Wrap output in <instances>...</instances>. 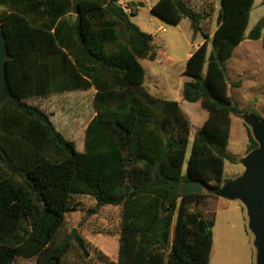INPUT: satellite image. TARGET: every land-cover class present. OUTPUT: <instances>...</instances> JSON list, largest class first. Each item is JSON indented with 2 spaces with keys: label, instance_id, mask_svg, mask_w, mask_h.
I'll return each mask as SVG.
<instances>
[{
  "label": "trees",
  "instance_id": "trees-1",
  "mask_svg": "<svg viewBox=\"0 0 264 264\" xmlns=\"http://www.w3.org/2000/svg\"><path fill=\"white\" fill-rule=\"evenodd\" d=\"M254 3L220 0L212 37L202 28L205 14L187 0H159L151 8L166 25L189 19L194 35L205 38L186 63L183 97L201 102L209 118L184 172L191 124L177 101L145 87L141 60L155 61L157 52L154 36L132 20L135 4H126V13L120 0H0L9 45L0 106V264L91 261L85 239L66 232L81 197L122 210L118 261L101 253L103 264L211 263L216 221L199 209L210 195L182 194L181 187L220 188L226 162L238 164L228 150L231 116L245 111L229 96L227 62L245 40ZM249 38L264 43V17ZM92 88L97 113L81 152L30 101ZM246 128L249 152L258 144Z\"/></svg>",
  "mask_w": 264,
  "mask_h": 264
},
{
  "label": "rangeland",
  "instance_id": "rangeland-1",
  "mask_svg": "<svg viewBox=\"0 0 264 264\" xmlns=\"http://www.w3.org/2000/svg\"><path fill=\"white\" fill-rule=\"evenodd\" d=\"M128 1L127 3L135 4L138 9L137 15L132 17L133 22L146 31L153 33L154 50L159 55L157 62L142 60V64L147 71V80L153 75H159L161 85H165L169 93L170 88L177 83L186 68L187 54L195 41L194 37L193 39L189 37L191 40L189 42L186 38L187 35H190V20L184 19L180 27L165 25V30L158 32V26L162 23L158 21L159 18L151 13V6L158 0ZM187 2L197 12L205 14L206 19L202 22V28L205 32L211 34L218 23L220 0H187ZM154 17L157 19H154ZM263 17V0H255L248 31H251ZM197 38L198 40L205 39L202 34H199ZM170 39L176 40L175 43L171 42ZM162 40L166 41L165 46L162 45ZM209 48L211 52L212 42H210ZM168 54L174 59L170 60ZM236 60L234 58L228 63L229 76L235 75L230 66ZM243 92L252 94V91L247 89ZM94 96L95 89L92 88L85 91L37 98L31 100L30 103L46 111L51 116L56 128L66 138L75 142L78 151L83 152L86 145V129L97 113ZM169 97L170 99L173 98L171 95ZM193 140L194 136L192 134L184 172L187 170ZM242 145V143L237 144V147L240 148ZM244 170L245 168L240 164L235 165L226 162L225 179L232 180L241 175ZM203 192L209 194L210 197L199 209L207 217L214 216L216 221L215 242L210 264H259L260 247L250 226L246 204L241 199L225 200L208 193L206 190ZM80 201L82 202V208L67 215V234H71L76 230V235L85 239L88 250L92 255L91 261L86 264H103L99 258L101 253L106 255L109 260L117 262L122 224L121 208L114 206L99 207L91 197H81ZM15 264H37V260L22 258L18 259Z\"/></svg>",
  "mask_w": 264,
  "mask_h": 264
},
{
  "label": "crops",
  "instance_id": "crops-1",
  "mask_svg": "<svg viewBox=\"0 0 264 264\" xmlns=\"http://www.w3.org/2000/svg\"><path fill=\"white\" fill-rule=\"evenodd\" d=\"M127 2L129 1L120 0V3L123 5L128 4ZM154 19L157 18L154 17ZM158 21L162 24L158 26L157 31L163 32L165 30L166 24H164L160 19H158ZM183 21L178 25L179 27L181 26ZM138 26L141 27L140 25ZM217 27H218V23L216 25V28L213 30V32H211V34L209 32L206 33H208L210 37H212ZM141 29L153 35V33L146 31L142 27ZM189 29H190V35L189 36L187 35L186 37L187 42L191 41L189 37H191L192 39L194 37L195 41L193 42L191 50L188 51L187 59H186L187 61L191 57L193 52L201 44L205 42V39L198 40L197 37L199 34L194 35L191 29V22ZM248 29L249 26L245 33V40L234 50L232 58L227 62L228 93L229 96H231L234 100L238 102L240 108L243 111L250 112L252 110L264 117V43H263V39L260 40L250 39L249 34L252 30L248 31ZM170 41L175 43L176 40L170 39ZM161 43L163 46L166 45L165 40H162ZM209 45L210 42L208 43V57L211 54ZM167 56L170 60L174 59L170 54H168ZM234 58L237 60L231 64L230 69L235 72V75L229 76L228 63H230V61H232ZM158 59H159V55L157 53L156 60L152 62H157ZM184 71L182 75H180V78L177 81V83H175L174 86L170 88L171 90L169 93L166 89V86L161 85L159 75H153L147 80V71H146L145 87L148 90V92L153 96L165 100L177 101L179 103L182 112L184 113V115L187 117V119L191 124L190 136L193 134L195 138L196 133L202 128V126L208 120L209 112L203 107L201 102L190 103L184 99L183 97L184 85L187 81H189V78H187L184 75ZM236 83H240V85L236 86L235 85ZM245 89L252 91V94L244 93L243 91ZM170 95L173 98L170 99L169 97ZM246 127H247L246 124L244 123V121L240 116H236V115L231 116V129H230L228 150L231 154L237 156L238 159L240 156L243 157L244 154L248 153L250 141ZM241 143L243 144L242 147L238 148L237 144H241ZM225 174H226V165H225ZM214 242H215V233H214ZM213 248H214V244H213Z\"/></svg>",
  "mask_w": 264,
  "mask_h": 264
},
{
  "label": "water",
  "instance_id": "water-1",
  "mask_svg": "<svg viewBox=\"0 0 264 264\" xmlns=\"http://www.w3.org/2000/svg\"><path fill=\"white\" fill-rule=\"evenodd\" d=\"M76 20L77 15H74V21ZM8 57V39L4 25L0 24V106L7 98ZM240 117L258 144L246 156L238 159V163L245 168L244 172L232 180H227L220 188H205L201 182H185L181 193H202L206 190L221 199H241L247 206L250 226L260 247L259 264H264V121L251 112L242 113ZM162 207L164 213L169 212L165 203ZM74 233L76 234V230Z\"/></svg>",
  "mask_w": 264,
  "mask_h": 264
},
{
  "label": "built area",
  "instance_id": "built-area-1",
  "mask_svg": "<svg viewBox=\"0 0 264 264\" xmlns=\"http://www.w3.org/2000/svg\"><path fill=\"white\" fill-rule=\"evenodd\" d=\"M123 8H124V10H125L126 13H130L131 12L130 7H128L126 4L123 5Z\"/></svg>",
  "mask_w": 264,
  "mask_h": 264
}]
</instances>
